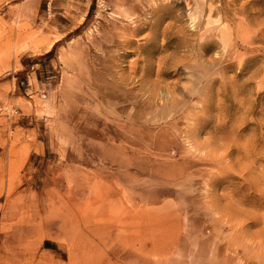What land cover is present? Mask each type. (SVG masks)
Wrapping results in <instances>:
<instances>
[{
    "label": "rangeland",
    "instance_id": "rangeland-1",
    "mask_svg": "<svg viewBox=\"0 0 264 264\" xmlns=\"http://www.w3.org/2000/svg\"><path fill=\"white\" fill-rule=\"evenodd\" d=\"M156 3L0 0L2 264H264V0Z\"/></svg>",
    "mask_w": 264,
    "mask_h": 264
},
{
    "label": "bare ground",
    "instance_id": "bare-ground-1",
    "mask_svg": "<svg viewBox=\"0 0 264 264\" xmlns=\"http://www.w3.org/2000/svg\"><path fill=\"white\" fill-rule=\"evenodd\" d=\"M136 1H139V4H142V3H147L146 4V6H148V7H150V9H152V12L153 13H159V12H162V11H164V12H166L165 11V8H163L164 6H162L161 4L160 5H156L157 3L156 2H158V0H136ZM214 2H215V0H213ZM135 2V1H134ZM190 2V1H189ZM191 4V3H190ZM125 8V7H124ZM161 8V9H160ZM163 8V9H162ZM216 11H217V7L215 6V7H212L211 8V10H210V18L211 17H213V15H215V13H216ZM125 13L126 14H128L129 13V10L128 9H126V11H125ZM191 16L193 17V19H197L198 17H199V19H200V21H199V23H198V25L197 26H199V24L201 23V21H202V18H203V16H205V13H199V11L198 10H195L194 12H192L191 13ZM205 20V19H204ZM204 22V21H203ZM145 24L143 25V23H140V24H135L136 26L132 29V31L133 32H141L143 29H145V27L147 26V23H149L148 22V20H145V22H144ZM205 26V25H204ZM204 26H203V28H204ZM154 27H156V26H153V27H151L152 28V32H151V34H150V38L151 39H156V38H158V35L156 34V31H154ZM218 27L217 26H215V27H213V30L211 31L212 32V35H217L218 34ZM195 33V32H194ZM133 35H135V33L133 34ZM217 37V36H216ZM125 41L126 42H132V38H127V39H125ZM198 43H199V46H200V48L201 49H204L205 48V42H202V40L201 41H198ZM137 64V63H136ZM162 66V65H161ZM183 68V67H182ZM182 68H180V69H182ZM135 71V70H134ZM136 71H137V69H136ZM166 74V73H165ZM127 79H125V77H123L122 76V79H121V82H122V84L126 81ZM176 84V83H175ZM167 86V85H166ZM176 89V88H175ZM128 93H131L130 92V90H128L127 91ZM171 94H173V93H171ZM177 94V93H176ZM175 94V95H176ZM110 96V98H113V95H112V92L109 94ZM117 96H118V94H117ZM119 96H121V94L119 93ZM131 97H136L137 95H135V94H132V95H130ZM173 96V95H172ZM177 96H178V94H177ZM151 98L153 97L152 95L150 96ZM128 99V98H127ZM120 100V99H119ZM206 100V99H205ZM125 102V101H124ZM124 102H122V103H124ZM134 104H136V103H134ZM111 105L113 106V108H114V110L113 111H115V110H117L118 109V111H117V113H115V115L117 116V117H120L121 116V114L125 111V109H126V106L125 105H121V106H119V102H116V103H114V101H112L111 102ZM174 105V104H173ZM202 105V104H201ZM143 118V116L141 115V112L139 111V110H135L134 112H130L129 113V115H128V119L129 120H131L132 122H136V121H138L139 119H142ZM170 123H174L175 121L174 120H171V121H169ZM132 129H133V131H135V132H139L140 130L139 129H137V128H135L134 126H132ZM199 131V129H194V130H192V129H189V130H185V132H186V134L188 135V134H191V133H194L195 132V134L197 133ZM172 133V135H174V136H176L178 133H177V131H175L174 130V132H171ZM11 186V185H10ZM77 204H79V202L78 203H76V206L75 207H67L68 209H69V211H67L66 213H62V216H61V219H60V223H58V225H57V222L58 221H56V220H53V219H49V221L47 222V223H45V221H44V223H43V225L42 226H40L39 227V229H41L43 226V229L45 228V225H46V227L47 228H49V229H52V228H57L58 229V231H59V235H66V236H69V235H71V236H73V235H77V237H80V236H82L83 234H84V232H83V228H82V215H79L78 213H77ZM78 207H81V206H78ZM81 209V208H80ZM82 214V213H81ZM102 214H104V213H102ZM96 219V218H95ZM104 219V218H103ZM102 219V220H103ZM108 219V218H107ZM89 220H92V219H89ZM102 220H101V222H102ZM93 221V220H92ZM108 221V220H107ZM112 222V221H111ZM45 224V225H44ZM109 224H110V222H109ZM107 225H108V222H107ZM116 225V224H115ZM115 225H113V226H115ZM46 229V228H45ZM40 232V231H39ZM102 233V232H101ZM105 255V254H104ZM103 256V255H102ZM76 261L74 260V263H75ZM34 263V262H33ZM72 263V262H71ZM0 264H2L1 263V259H0ZM76 264V263H75Z\"/></svg>",
    "mask_w": 264,
    "mask_h": 264
}]
</instances>
